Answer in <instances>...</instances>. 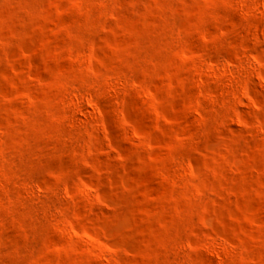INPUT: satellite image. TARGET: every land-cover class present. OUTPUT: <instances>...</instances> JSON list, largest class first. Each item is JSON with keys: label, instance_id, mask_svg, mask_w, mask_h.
Instances as JSON below:
<instances>
[{"label": "rangeland", "instance_id": "1", "mask_svg": "<svg viewBox=\"0 0 264 264\" xmlns=\"http://www.w3.org/2000/svg\"><path fill=\"white\" fill-rule=\"evenodd\" d=\"M0 264H264V0H0Z\"/></svg>", "mask_w": 264, "mask_h": 264}]
</instances>
